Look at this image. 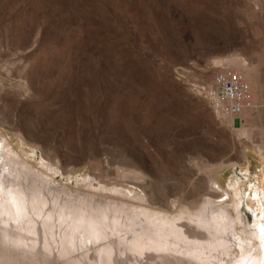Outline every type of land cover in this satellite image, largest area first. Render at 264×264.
<instances>
[{"label":"rangeland","instance_id":"1","mask_svg":"<svg viewBox=\"0 0 264 264\" xmlns=\"http://www.w3.org/2000/svg\"><path fill=\"white\" fill-rule=\"evenodd\" d=\"M227 66L246 67L254 96L231 120L203 92ZM7 137L73 191L91 178L166 209L210 201L239 235L242 215L260 228L264 0H0V147ZM263 240L230 264L259 261Z\"/></svg>","mask_w":264,"mask_h":264},{"label":"bare ground","instance_id":"2","mask_svg":"<svg viewBox=\"0 0 264 264\" xmlns=\"http://www.w3.org/2000/svg\"><path fill=\"white\" fill-rule=\"evenodd\" d=\"M238 71L248 72L241 66ZM7 138L9 145L0 147V264L25 259L24 264H102L99 256L109 264H230L232 256H249L245 248L260 239V228H248L247 215L240 217L246 230L239 235L227 205L205 201L193 209L182 207L187 200L181 198L174 209H166L124 189L98 186L91 178L73 191L53 181L51 168L30 163ZM214 171L213 185L227 192L219 170ZM55 244L63 248L60 257ZM236 245L239 254L231 252ZM73 246L78 254H71ZM93 250L95 259L88 254ZM259 252L254 264H264V247ZM237 260L234 264H241Z\"/></svg>","mask_w":264,"mask_h":264},{"label":"built area","instance_id":"3","mask_svg":"<svg viewBox=\"0 0 264 264\" xmlns=\"http://www.w3.org/2000/svg\"><path fill=\"white\" fill-rule=\"evenodd\" d=\"M203 90L211 107L224 119L240 116L254 101L250 83L240 71L229 66L220 69Z\"/></svg>","mask_w":264,"mask_h":264},{"label":"snow or ice","instance_id":"4","mask_svg":"<svg viewBox=\"0 0 264 264\" xmlns=\"http://www.w3.org/2000/svg\"><path fill=\"white\" fill-rule=\"evenodd\" d=\"M251 227H252V225L249 224V225H248V228L251 229ZM259 227H260L261 236L264 237V225H261V226H259Z\"/></svg>","mask_w":264,"mask_h":264}]
</instances>
